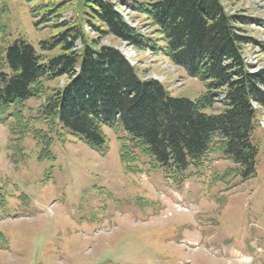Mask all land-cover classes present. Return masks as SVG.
<instances>
[{
    "label": "rangeland",
    "instance_id": "374dc122",
    "mask_svg": "<svg viewBox=\"0 0 264 264\" xmlns=\"http://www.w3.org/2000/svg\"><path fill=\"white\" fill-rule=\"evenodd\" d=\"M107 1L120 4L122 17L140 34L157 38L146 18L129 9L131 0ZM220 1L232 15L264 19V0ZM82 2L0 0V55L4 57L5 49L18 39L45 58L59 55V46L49 51L39 46L40 41L52 40L53 19L34 27L40 19L36 7L63 3L57 21L73 25L87 11ZM240 29L264 43V32L256 25ZM83 30L95 39L87 24ZM99 44L125 53L139 67V76L161 81L172 98L193 102L205 90L160 55L136 51L112 37ZM80 48L76 41L74 50ZM248 51L255 65L252 71L264 67V54L255 52V57ZM67 79L48 86L61 87ZM27 104L36 107L39 102ZM220 111L216 106L213 113ZM5 118L0 115V264H264L261 127L253 133L258 148L255 171L243 180L238 173L222 178L230 164L220 155L209 156L205 167L189 168L181 175L144 159L135 171H128L119 160L126 134L118 126L103 128L106 143L96 151L57 129L51 134L49 156L44 157L43 146L30 133L20 142L11 140ZM256 121H262L261 113Z\"/></svg>",
    "mask_w": 264,
    "mask_h": 264
},
{
    "label": "trees",
    "instance_id": "16d2710c",
    "mask_svg": "<svg viewBox=\"0 0 264 264\" xmlns=\"http://www.w3.org/2000/svg\"><path fill=\"white\" fill-rule=\"evenodd\" d=\"M62 5L37 6L40 19L33 22L38 28L53 19L52 40L39 46L44 51L59 46V55L45 58L21 39L0 55V115L6 116L3 124L11 140L20 142L30 133L48 157L51 134L62 129L96 151L106 143L103 128L118 126L126 134L119 160L128 171L144 159L181 175L220 155L230 164L222 178L238 173L245 180L254 173L259 113L264 122V67L249 72L243 58L248 47L262 52L264 47L240 28L260 27L259 19L227 15L220 0H131L129 9L146 18L153 38L124 20L120 4L83 0L87 11L73 25L58 23ZM86 24L94 40L85 35ZM59 28L64 31L58 33ZM105 37L164 57L198 80L203 94L193 102L170 97L162 84L139 76L118 49L100 45ZM76 41L79 50H74ZM63 77L68 78L63 86H48ZM29 100L38 106H28ZM216 106L220 113H213ZM25 111L38 116L25 117Z\"/></svg>",
    "mask_w": 264,
    "mask_h": 264
},
{
    "label": "built area",
    "instance_id": "2783aa9c",
    "mask_svg": "<svg viewBox=\"0 0 264 264\" xmlns=\"http://www.w3.org/2000/svg\"><path fill=\"white\" fill-rule=\"evenodd\" d=\"M126 57L129 59V61H130L131 64H135L127 55H126Z\"/></svg>",
    "mask_w": 264,
    "mask_h": 264
}]
</instances>
